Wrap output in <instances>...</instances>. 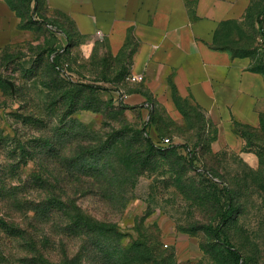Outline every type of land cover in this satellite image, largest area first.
<instances>
[{"label": "rangeland", "instance_id": "obj_1", "mask_svg": "<svg viewBox=\"0 0 264 264\" xmlns=\"http://www.w3.org/2000/svg\"><path fill=\"white\" fill-rule=\"evenodd\" d=\"M55 26L34 9L20 41L0 53V168L17 164L13 180L23 186L42 165L56 169L55 161L20 158L23 145L39 152L57 141L71 154L111 143L116 194L97 191L88 177L74 194L93 215L117 221L130 253L144 258L133 264H238L213 234L230 202L223 238L249 264H264V125L224 124L176 84L161 97L133 90L128 58L113 56L105 42L87 51L83 38ZM255 35L233 45L264 57V38ZM134 91L149 103H131ZM145 133L158 147L152 152Z\"/></svg>", "mask_w": 264, "mask_h": 264}, {"label": "crops", "instance_id": "obj_2", "mask_svg": "<svg viewBox=\"0 0 264 264\" xmlns=\"http://www.w3.org/2000/svg\"><path fill=\"white\" fill-rule=\"evenodd\" d=\"M36 6L87 51L105 42L128 58V73L144 75L127 83L133 90L161 97L176 84L224 124H264V57L233 45L249 31L260 37L261 0H0V53L20 41ZM129 100L149 103L137 91Z\"/></svg>", "mask_w": 264, "mask_h": 264}, {"label": "trees", "instance_id": "obj_3", "mask_svg": "<svg viewBox=\"0 0 264 264\" xmlns=\"http://www.w3.org/2000/svg\"><path fill=\"white\" fill-rule=\"evenodd\" d=\"M34 9L39 10V6L29 13ZM257 20L264 38V5ZM45 21L55 24L57 30L61 28L54 20L45 18ZM64 32L70 35L67 30ZM56 139L59 141L61 134ZM110 144L102 142L71 154L58 146L57 141L45 143L39 152L23 145L20 158L26 162L33 159L56 162L54 171L40 165L33 173L32 183L23 186L13 180L17 164L0 168L3 169L0 171V264H133L144 259L139 252L130 253L117 221L93 215L74 194L83 189L78 186L83 177L99 183L92 185L97 191L116 194L119 186L114 179L116 169L109 160V154L114 152ZM143 145L149 152L158 148L149 133H145ZM188 153L189 162L196 168L191 159L193 151L188 149ZM127 162L128 159L122 161ZM47 176L56 182L47 181ZM232 211L230 202L213 234L238 264H249L240 249L223 238V226L230 220Z\"/></svg>", "mask_w": 264, "mask_h": 264}, {"label": "built area", "instance_id": "obj_4", "mask_svg": "<svg viewBox=\"0 0 264 264\" xmlns=\"http://www.w3.org/2000/svg\"><path fill=\"white\" fill-rule=\"evenodd\" d=\"M127 80L132 81V82L142 81V80H144V75L141 74V73H132V72H130V73L127 74ZM164 141L167 144L170 143L171 142L170 137L164 138Z\"/></svg>", "mask_w": 264, "mask_h": 264}, {"label": "water", "instance_id": "obj_5", "mask_svg": "<svg viewBox=\"0 0 264 264\" xmlns=\"http://www.w3.org/2000/svg\"><path fill=\"white\" fill-rule=\"evenodd\" d=\"M9 82H10V84L13 86V82L12 81H10V80H8Z\"/></svg>", "mask_w": 264, "mask_h": 264}]
</instances>
